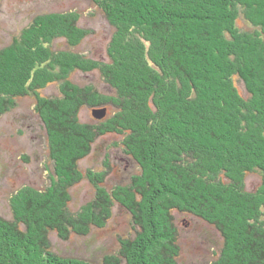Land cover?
<instances>
[{
  "label": "trees",
  "instance_id": "16d2710c",
  "mask_svg": "<svg viewBox=\"0 0 264 264\" xmlns=\"http://www.w3.org/2000/svg\"><path fill=\"white\" fill-rule=\"evenodd\" d=\"M92 2L114 28L109 59L74 49L88 30L65 12L39 15L21 44L0 50V115L22 96L37 98L60 181L13 195L14 218L0 215V264H180L176 211L220 231L212 264H264V0ZM60 37L73 47L58 49ZM73 70H99L114 93L74 83ZM53 81L62 99L40 96ZM84 106L107 113L84 123ZM112 132L140 171L74 212L80 160ZM251 174L261 177L253 190ZM116 204L133 224L117 252L91 260L55 251L52 232L87 236Z\"/></svg>",
  "mask_w": 264,
  "mask_h": 264
},
{
  "label": "rangeland",
  "instance_id": "374dc122",
  "mask_svg": "<svg viewBox=\"0 0 264 264\" xmlns=\"http://www.w3.org/2000/svg\"><path fill=\"white\" fill-rule=\"evenodd\" d=\"M50 12L77 13V24L88 30V35L74 49L95 60L109 59L108 47L114 28L92 0H0V50L8 48L15 40V45L21 44L24 30L32 26L39 15ZM56 47L67 50L73 45L60 37L56 40ZM70 77L74 83L95 85L106 95L114 93L99 70H73ZM61 89L59 82L53 81L41 88L39 94L62 99ZM17 102L16 106L0 115V215L8 219L14 218L12 197L20 188L48 189L60 182L55 169L57 160L55 162L51 155L50 135L37 111V98L25 95ZM80 119L84 123L95 122L98 125L103 118H97L91 107L84 106ZM123 144L120 133H105L96 140L91 153L80 160L79 169L84 176L70 190V206L74 212L82 210L95 197L99 187L112 189L116 185H128L140 171L139 164L125 153ZM105 170L109 171L108 174ZM103 174H106L103 181H93L92 176L101 177ZM65 178L66 175L62 180ZM247 184L249 190H253L260 186L261 177L248 175ZM176 215L182 247L179 263L212 264L217 256L215 252L223 243L220 231L193 215L177 211ZM130 216L125 207L116 204L108 223L104 227L93 228L89 235L74 234L67 241L52 232L50 238L55 251L100 260L105 254L118 251L121 236H130L133 228Z\"/></svg>",
  "mask_w": 264,
  "mask_h": 264
},
{
  "label": "water",
  "instance_id": "95a60500",
  "mask_svg": "<svg viewBox=\"0 0 264 264\" xmlns=\"http://www.w3.org/2000/svg\"><path fill=\"white\" fill-rule=\"evenodd\" d=\"M93 113L95 116H97V118H103L107 113V108L106 107L102 109L93 108Z\"/></svg>",
  "mask_w": 264,
  "mask_h": 264
}]
</instances>
